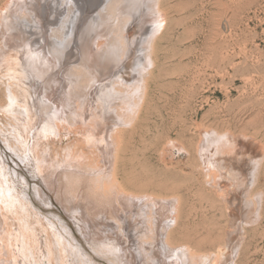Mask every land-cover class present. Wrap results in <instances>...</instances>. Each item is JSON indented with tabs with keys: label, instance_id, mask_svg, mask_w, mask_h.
<instances>
[{
	"label": "rangeland",
	"instance_id": "1",
	"mask_svg": "<svg viewBox=\"0 0 264 264\" xmlns=\"http://www.w3.org/2000/svg\"><path fill=\"white\" fill-rule=\"evenodd\" d=\"M33 1L34 4L30 5L29 2L28 4L31 9L34 6L35 8L37 7L36 10L35 8L33 9L34 11L31 10V14L35 13V15L32 14L31 16L33 17V24L36 23L37 25L39 22V30L35 25V28L32 29H37L38 33L35 34L33 32L31 36H28L27 40L26 37H24V41L26 40L25 42L34 43L31 44L32 46L34 45L33 49L39 50L42 45L37 44L44 40L45 37L51 40L49 36L47 37L42 34L43 28L47 31L46 33H52L49 28L54 29L59 27L63 21H68V18L71 20V17H68L70 13V16H74L75 21H77L75 25L78 28L74 26L72 29L74 31L72 33L74 38L70 40V45L65 49V55L63 54L64 58L58 60L56 64L54 63V58H51L52 63H50V66L53 65L47 73L48 78L55 77V79L52 80V84H49L51 91L50 95L56 97L61 96L59 94L62 93L65 96L62 89L63 84H59L61 83L60 74L64 72V70H61L65 68V65H70V63L66 64L70 56L73 59L75 54L79 53V49L76 48L75 43V37H77L76 34L78 31L82 34L84 42L86 41L88 43L93 40L92 35H90V29H87L89 26H92V24H90L93 19L92 17H95L98 12H103V6L101 9L95 10L98 7L97 5L100 4L99 1L102 0ZM33 1L30 3H33ZM4 2L5 0H0V7ZM168 3L171 22L160 40L157 50L158 54L156 53L158 55L156 66L152 69L153 73L151 71L150 76H148L147 82L149 83L143 108L131 124L121 126L124 128V131L121 134L122 144L120 143V145L122 148L120 150L121 154L118 162V175L128 188L135 191H146L153 188L164 194H173L175 191V194H180L182 197L180 206L181 218L173 234L175 240H184L191 243L199 250L198 252H202V254H208V252L214 253L219 245L224 244L227 238V232L234 225L232 224L233 218L239 213L235 206L236 204L238 205L239 202L238 199H233V186L227 187L224 183L216 186L215 182H212L208 178L206 179L199 167V161L196 159L195 147L198 144L200 133L203 129L212 128L222 134L228 133L227 135H231V137L234 138V142H232L233 139L230 137L231 142L228 148H232L234 152H236L237 158L240 157L239 159L242 158L245 160L252 157L255 162H259L257 165V168H259L256 170V172H258L256 173V183L252 187L250 196L252 197L255 195L256 205L258 206V204H260L259 215L254 222L247 224L242 222L240 227L241 230L234 233L233 236H235L234 238L237 240V250H234L233 253L231 252L232 255L235 253L232 260L235 259V264H264V0H168ZM24 5L26 6V3H24ZM29 5L26 7L28 8ZM20 6L22 7L23 5ZM150 13L152 15L154 14L149 7V13L147 14L150 16ZM23 15L24 14H22V18L18 16L20 20L17 19V24H21L24 20ZM39 15L40 20L38 19ZM139 17L142 18L141 15ZM90 18L91 21L89 20ZM140 18L137 19L141 20ZM137 19L126 26L127 30L124 34L129 37L134 36L132 37L134 43H129V45L124 48L125 59L123 63L120 64V60H122L123 57H119L118 54V59L106 69L108 72H112V78L115 79L114 82L118 83L120 81H118L119 79L116 80V77L122 80L121 76L126 71L124 76L130 78V80H128L129 82H127L129 87L119 86V88L116 86L115 90L120 89L122 91L118 92L130 98L132 97L133 103H138L139 101L138 95H140L139 88L141 84L137 81H144L145 79L144 75L142 76L140 73L138 74L136 72L139 64H142L144 60V50L141 53L142 49L141 44H139V39L142 38V36V39H144V35L151 29L150 26L152 24L151 21H148L149 23L147 22L141 28L142 30H140L136 25L139 22ZM131 20L132 18L130 21ZM133 22L136 23L134 24ZM53 23L55 24L53 25ZM47 26L49 27L48 30ZM69 26L70 25H67L68 28H66V30L69 29ZM37 30L35 32H37ZM70 30H67L68 34L71 33L72 30ZM87 32L90 34L88 35ZM115 34V32L112 33V35ZM32 35L34 37L36 35V37L32 38ZM29 37H31L30 41ZM69 37L65 36L64 38L68 40ZM110 42L111 44L109 46L113 45V38L110 39ZM25 45L26 47L24 48L30 47L27 46V43H25ZM3 49L5 50V47ZM94 52L97 53V49H94ZM126 53L130 55L126 56ZM139 55H141V57ZM127 57L129 59H127ZM77 64L78 63H76V65ZM76 65L72 64L69 68L75 70L77 69L75 68ZM124 66L126 69H123ZM106 70L104 71L107 72ZM73 76L75 79H78V75L74 74ZM100 77L102 76H99L100 80H104V77ZM112 78L110 77V79ZM99 79L98 81H100ZM105 80L108 81L109 79ZM98 81L95 79L91 81L93 86L90 85V90L87 87L88 91L84 88L85 92L88 93L87 95L97 86L100 87L101 83ZM55 82L57 83L55 84ZM58 86H61V88ZM39 87L40 85L38 88ZM52 87L56 90H54V88L52 89ZM136 87L139 88L137 89ZM42 88L43 85L40 87L41 90L38 89V91H42ZM56 91H59L57 92L59 94H57ZM82 98L83 97L78 98V100L72 103L74 104L72 105V111L82 109L79 107ZM48 101L49 100H47V102ZM51 103L52 101H49L47 105L50 107ZM65 103L67 104V102ZM75 103H77V105ZM44 109L45 108L42 107V110ZM96 112L99 111L97 110ZM61 114L59 115L60 117H62ZM64 115L65 117L69 116L68 118L73 119L75 114L74 112L72 114L71 111L65 108ZM59 122L61 123V121ZM91 126L88 127L91 129L95 127L93 125ZM89 129L88 131L85 128L83 130L77 129L70 132L64 131L46 139L49 146L52 145L50 146L52 157L55 156L54 158H58L56 154L59 155L64 149L71 145L76 144L79 148L83 146L85 149L87 146H91L86 138L88 136H84L85 133L86 135L87 133H91V129ZM34 130L35 138L43 142L45 139L40 140L43 137L39 134L38 128ZM46 140L44 142H46ZM0 143L2 148L7 150L6 154L2 153L4 159L6 158L5 160L8 161L11 166L15 167L20 172H24L29 178L28 182L30 186L28 187V185H26L25 190L27 188L30 189L29 192L34 201L32 206H34L33 209H36L35 212H37L35 216L29 215L28 212L24 211L21 206L18 205L19 201L17 200H15L17 202L11 205L9 200L3 198L1 187L4 186H2L3 184L0 182V194L2 195H0V264H80L82 261H86L83 260L85 255L84 259L91 260L93 264H115L113 254L106 252V246L109 245L110 240L117 242L120 247L119 264H124V261L126 262L125 264H158L159 262H154L153 258H160L162 264L175 263V252L170 251L168 245L164 243L166 241L164 237L165 226L168 220H171L172 214H170V218H167V216L165 218L164 216L158 224L156 222L157 220H153L155 224L152 222V224L148 223V225L145 226V224H147V222H145L146 215L143 214L145 209H135L131 214H135L134 212L136 210L139 212L141 211L142 213L140 212L141 214L139 215L140 218L135 215L133 217L131 214V217L124 215L122 217L124 223L121 229L117 230V227H115L116 225L112 223V226L115 227L113 233L109 231L108 228H106L107 232L105 230L102 231L101 228L107 226V224L102 223L100 224L101 227H97L100 228H98V230L101 231L104 237L99 236L95 234L96 230L93 231V229L88 228V224L85 223L88 220L86 219V214H84L85 218H83L84 220L82 219L81 222L72 217L74 214H72L71 211L67 212V210L63 212V210H65L63 209V205L64 208H68L67 206L69 204L66 201V189L61 183L60 176L63 171L62 169H57L54 175V179L57 182L55 181V186L51 188L50 193L47 192L46 194V187L44 185L42 186L45 199L36 198L34 196V189L36 186L41 185L38 182H42V180L40 179L36 182V178L33 177L32 174H29L30 171H28L27 168L28 163L21 161L19 156H17L15 151L11 148L8 150L6 144L1 141V139ZM22 143L21 141V144ZM231 143L232 145H230ZM17 146L19 147V145ZM21 146L27 151L28 146L25 145V142ZM19 152L21 153V151ZM97 152L98 151H96V155L101 160V155L99 153L97 154ZM13 155L16 159L13 158ZM234 160L235 159L232 161L235 162L236 160ZM13 161L18 162L19 166ZM87 164H89V161ZM64 167L65 166H63V168ZM109 167L110 165L106 170ZM111 168H113V166H111ZM111 168H109L110 170L108 169L110 171V177L113 175V170ZM65 169L78 170L77 167H65ZM223 170L225 169H222V171ZM49 172L52 174L51 171ZM99 173H101V171ZM212 185L216 186L217 189ZM225 188L226 190L224 192L223 189ZM229 190H231L232 193L224 195ZM58 194L60 197L61 194H64V196H62L65 198H61L63 201L60 200L62 202V205L59 204L60 207L56 204V201L60 199ZM159 199L161 200V198ZM227 199H229L230 202ZM138 202L140 203L141 199L139 201L136 200V203ZM117 206L120 205L118 204L116 207ZM228 206H230L231 209ZM151 207L154 208V205H151ZM171 207L167 209V211L165 209L166 215L172 212ZM87 210L88 208L85 212ZM123 213L125 214L126 212ZM44 218L52 224H56L57 227H61L59 229H61L60 231H62V234L69 242H71L72 239L71 243L73 245L78 244L84 256L82 258L79 257L77 262L74 261L75 263L69 256H62L64 253H62L61 259L58 258V251H56L55 248L52 249V245L48 247V238L55 237V235L51 232V228L45 225L47 224V220ZM138 221L140 223H138ZM79 225H84V230H82L83 228ZM62 227L68 231L72 229L75 236L70 232L71 230L66 232ZM77 228L81 229L78 230ZM86 229H88V232ZM14 235H16V238ZM96 235L99 237L97 238ZM85 236H87V238ZM17 242H19V245L21 244L19 248V245H16ZM13 243L15 244L13 245ZM152 243H156V245H152ZM234 245L235 242L231 243V247ZM139 247L149 248V250L143 249V253H146H144V257L147 255L145 258L141 257ZM49 248L55 250L53 251L55 253L52 257ZM155 252H157V255L153 254ZM152 255L156 257H152ZM169 256L170 258H168ZM53 257H56L57 260L56 258L54 260Z\"/></svg>",
	"mask_w": 264,
	"mask_h": 264
},
{
	"label": "bare ground",
	"instance_id": "2",
	"mask_svg": "<svg viewBox=\"0 0 264 264\" xmlns=\"http://www.w3.org/2000/svg\"><path fill=\"white\" fill-rule=\"evenodd\" d=\"M29 1L30 0L28 1L5 0L4 4L0 7V139L6 144L8 150L9 148H11L13 151H15V154L19 156L21 161L28 163L27 168L28 171H30L29 174H32L33 177L36 178V182H38V180L40 179L42 180V182L40 181L38 182L41 185L38 184L39 186H36V188L34 189V196L39 199H45L43 196L42 186L44 185L46 187V192H45L46 194L47 192L50 193L51 188L55 186L56 180L54 179V175L57 172V169L59 170L62 169L63 171L60 176L61 183L66 189L65 190L66 199H67L66 201L69 204L67 206L68 208H64L63 205V209H65V210L62 209L63 212L64 211L66 212L67 210H68L67 212L71 211L72 214H74L72 217H74L77 220H80L81 222L82 219L85 218L84 214H86L87 215L86 219L88 220L87 221L85 220L86 222L85 221L84 222L88 224L89 226L88 228L93 229V231L96 230L95 234L99 236H103L101 231L98 230V228L101 227L100 224L102 223L107 224L105 228H101L102 231L104 230L106 231V228H108L109 231L113 233L114 232L113 229H115V227H117V230L121 229L122 228L121 226H123L122 224L124 223L122 217L124 215H126L127 217H131L130 214L135 209H139V208L145 209L143 213L146 215L145 222H147V224H145V226L148 225V223L152 224L153 220L154 221L157 220L156 222L158 224L159 221L164 216L165 218L166 216L167 218H170L169 216L170 214H172L171 220L170 221L168 220V222L166 223L165 232H164L165 234L164 233L163 234L165 240L167 241V242L165 241L164 243L168 245V249L170 251L175 252L176 258L174 261L175 263L173 264H235L234 262L235 259L232 260L235 253L233 255L232 253L234 250H237V244H236L237 240H235L234 238L235 236L233 235L235 232H239V230H241L240 227L242 225V222L246 224L254 222L257 220L259 215L258 212H259L260 204H258V206L256 205L255 195L250 197L252 187L256 183V178H257L256 173H258L256 172V170H258L259 168V167L257 168L259 162L257 161L255 162L254 158L252 157H249L245 160H243L242 158L239 159L240 157L237 158L236 152H234L232 148H228L229 143L231 142L230 141L231 138L233 139L232 142H234V138L231 137V135L230 136L227 135L228 133L222 134L221 132L212 128L203 129V131H201L200 133V139L198 138L199 140L196 146L197 148L195 147L196 159L199 161V167L201 171L204 173L206 179L208 178L212 182H215L216 186L217 185L219 186L221 183H224V185H226L227 187L233 186V191H234L233 199H238L239 202L238 205L237 204L236 206L234 205L237 209V212H239L238 215H236L235 217L233 216L234 218L232 224L234 225L227 232V238L225 239L224 244L219 245L217 249L214 251V253L208 252V254H202V252H198L199 250L196 249L191 243L186 242L184 240H175V236L173 234L174 231H176L175 227L181 218L180 206H181L182 197L180 196V194L178 193L175 194L176 191L174 193L172 192L173 194H164L158 192L153 188L148 189L146 191H135L131 188H128L125 182L118 175V162L121 154L120 150L122 148V146L120 145L122 138L121 134L124 131V128H122L121 126L125 124L126 125L131 124L138 116L137 114L141 112L143 108L145 94L149 83L147 82L148 76H150L152 69L156 66V61L158 58L157 50L160 44V40L165 30H167L168 25H170L169 23L171 22L170 21L171 16H169L170 13L168 8L169 7L168 0L99 1L100 4L97 5L98 7L95 10H99L103 6L104 7L103 12L102 13L98 12V14H96L95 17H92L93 19L92 22L90 23L92 24V26H89V28L87 29V30L90 29L91 34L88 32L87 33L88 35L89 34L92 35L93 40L89 41L88 43L86 41L84 42L82 39L83 38L82 34L79 31L76 34L77 37H75V41H76L75 43H76V48L79 49V53L75 54L73 59L70 56V59L66 61V64L70 63V65L69 66L65 65V68L61 70V71L64 70V72L60 74L61 76L59 75L61 77V83L59 84H63L62 89H63V93H65V96L62 93L60 94L57 93L59 91H56L57 94L61 95L56 97H52L53 95L52 96L50 95L51 91L49 87V84H52V80L55 79V77L54 78L47 77V73L50 70L51 66L53 65L52 64L50 66V63H52L51 58H54L53 60L55 64L58 63V60L64 58L63 54L65 53V49L67 48V46L70 45L71 43L70 40L74 38L72 34L74 31L72 29L74 26H76L75 22L77 21H75L74 16H70L71 13L70 14L67 13L69 14L68 17H71V20L70 18H68L69 19L68 21L66 20L63 21L62 19L63 22L61 23V25L54 29L49 28L47 26V30L48 28L49 30L51 29L52 33L49 34L46 33L47 31L43 28L42 29L43 33L42 32L41 33L44 36L45 35L47 37L49 36L51 40L45 37L44 39L45 41L42 40L37 44V45H42L41 46L42 48L40 47L39 50L33 49L34 45L32 46L31 44L34 43L25 42V41L27 40L28 36H31V34H33V32L35 34L38 33L39 22L37 23V25L36 23L33 24L32 22L33 17L31 15L32 14L35 15V13L31 14V10L34 11L33 9L35 8V6L34 7L32 6L33 8L31 9L30 5L34 4V1L32 0L33 3H30L32 1L30 2ZM28 2L30 5L28 4ZM35 2H37V0ZM24 3H26V6L29 5V7L27 8L24 5ZM20 5H23L22 7L23 8L25 7L27 9L24 8L25 9L24 10ZM149 7L154 12L153 15L150 13L152 17L151 15L149 16V14H147L149 13ZM22 14H24L23 16L25 18L23 17L24 20L22 19L23 21L21 22V24L20 23L17 24L18 23L17 19H19L20 16H21L20 18H22ZM140 15L142 18L139 17ZM131 18L132 20L130 21ZM137 18L138 19L140 18L141 20H138ZM38 19L40 20V15ZM135 19L139 21L136 25L140 30H142L141 28L148 21H151L152 23L150 26L151 29L147 31V33L144 35V39H142L143 36L142 38L139 39L140 40L139 44H141V49H142V51L140 50L141 53L144 50V56H143L144 60L142 64L139 62L140 64L136 69V72L138 74L140 73V75L142 76L144 75L145 79L144 81L143 80L137 81L139 84H141L140 88L136 87L137 89L139 88L141 95V96L138 95L139 96L138 103H133L132 97L130 98L118 92L122 90L120 89L115 90L116 86L117 87L128 86L127 82H129L128 80H130V78L124 76L126 71L124 70L125 72L121 76L122 80H120L119 77H116V80L119 79L118 81H120L118 83V82H114L115 79L112 78L113 75L112 72H108V70H106L108 69V66H111L114 63V61L118 59L117 58L118 54L119 57L120 56L123 57L122 60H120L119 58L120 64L123 63V60L125 59L124 48L127 45H129V43H134V40L132 38L134 36L129 37L124 33L127 30L126 26H128V24H131L132 21H134ZM89 20L91 21V18ZM133 23L135 24L136 22ZM54 24L55 23H53V25ZM35 25L38 28V30L36 29L37 32H35L36 31L35 29H32L35 28ZM67 25H70L69 29L67 30L68 31L70 29L72 30V31L70 30L71 33L69 34L67 33L66 30V28H68ZM150 27H146V28H150ZM113 32H115L116 34L112 35ZM63 35L64 37L65 36L66 37L70 36V37L67 40V38L65 39L63 37ZM24 37H26L25 41H24ZM33 37L34 36L32 35V38ZM30 38L31 37H29V41ZM112 38H113V42H112L113 45L109 46L111 44L110 39ZM79 39L81 42L79 41ZM25 43H27V46L30 47L24 48L26 47ZM2 47L3 48L5 47V50ZM94 49H97L98 52L95 53ZM127 55L130 54L126 53V56ZM139 56L141 57V55ZM127 59L129 58L127 57ZM76 63L78 64L76 65ZM72 64H75L76 65L75 68L77 69L71 70L69 67ZM124 68L125 66L123 67V69ZM104 70H106L107 72H105ZM74 74L78 75V79L77 78L75 79V77L73 76ZM100 75L104 77V80L101 79L102 82L99 79ZM110 77L112 79H110ZM93 79H95L96 81H98V79L100 80L98 81L101 83V84L99 83L100 87L97 86L94 89L92 88L93 90L90 91L89 95H87L88 93L85 92L84 88L87 87L90 90L91 89L90 85L93 84L91 83V81ZM105 79H109L110 81L109 80L106 81ZM57 82H55V84ZM39 85L40 87H42L43 85L42 91H38V89H40V87L38 88ZM61 86L58 87L61 88ZM53 88L54 87H52V89ZM87 88L86 90L88 91ZM54 90L56 89L54 88ZM81 97L83 98L79 103V107L82 109L72 111L73 110L72 105H74L72 103H74L76 100H78V98ZM47 100L52 101L50 107L47 105V103L49 102V101L47 102ZM65 102H67V104ZM75 104L77 105V103ZM42 107L45 109L42 110ZM65 108L71 111L72 114L74 112L75 115L73 119L68 118L69 116L65 117L64 115ZM97 110L99 112H96ZM60 114L62 115V117L59 116ZM59 121H61V123ZM91 125L95 127L91 129L92 128ZM88 126H91V128ZM35 128H38L39 134L42 135L43 137L40 140L49 139L50 137L56 136L64 131L70 132L72 130H77V129L83 130L84 128L88 131V129L90 128L91 133H87V135L85 133L84 136H88L86 138L91 144V146L89 147L87 146V148L85 149L83 146L79 148V146L76 144L71 145L68 148L64 149L63 152L61 151L62 153L59 152L60 153L59 155L56 154V157L58 158H54L55 156L53 155L54 157H52L50 150V146L52 145L49 146L47 140L46 142H44L45 140L41 142L35 138V130H34ZM21 141L23 143L25 142V145L28 146L27 151H25L21 146L23 144V143L21 144ZM17 145H19V147ZM230 145H232V143ZM6 151L7 150L3 149L0 143V182L3 184L2 186H4V187L1 186L0 187L3 198L9 200V202H11L10 203L11 205L12 203L19 201L18 205L21 206V208L24 211L28 212L29 215L31 214L35 216L37 215V212H35L36 209L34 210L33 209L34 206H32L34 201L30 195L29 192L30 189L27 188L25 190L26 185H28V187L30 186L28 182L29 178L26 176L24 172L22 171L20 172L18 169L11 166L9 162L5 160L6 158L4 159L2 153L6 154L7 153ZM19 151H21V153ZM96 151H98L97 154L99 153L101 155V156L99 155L101 160L96 155ZM13 158L16 159L14 155ZM233 159H235L236 161L234 160L235 162H233L232 161ZM88 161L89 164H87ZM16 163L19 166V163L18 162ZM109 165H110L109 168L113 166V168H111L113 170V172L111 170V172L113 173L112 177L109 176L110 169L108 168L109 170L108 169L106 170V168ZM63 166L71 167V168L77 167L78 170L77 171H75L74 169L68 170L65 169V167L63 168ZM222 169L225 170L222 171ZM99 170L103 174L99 173L100 172ZM49 171H51L52 174H50ZM21 185L23 188L21 187ZM212 186L216 187L214 185ZM223 190L225 192L226 188ZM229 193H232L231 190L226 192L224 195H228ZM62 195L64 196V194H61L60 197L58 194L60 199L56 201L57 202L56 204L59 207L60 205H62L61 202L63 201L61 199L63 197ZM159 198H161V200ZM140 199L141 202L140 203L138 202L139 204L136 203V200L139 201ZM227 200L230 202L229 199ZM118 204L120 206L116 207V205ZM151 205H154V208H152ZM170 207L172 208V212L171 213L169 212L166 215L165 212ZM87 208L90 211L87 210L85 212ZM123 212L126 213L124 214ZM140 212L136 210L134 212L135 214H131V215H133V217L135 215L138 218H140L139 215L142 213ZM46 222L47 224L45 225H48L51 228V232H53L55 235V237L48 238L49 240L48 247L52 245V249L55 248V250L58 251V258L61 259V255L62 253H64L62 256L64 255H66V257L69 256V258L72 259L73 262L74 261L77 262L79 257L82 258L84 256L83 255L84 253H82L83 251H81L80 247H78L77 243L79 241L75 243L77 245H73L71 243L72 239L71 242H69L67 238L62 234V231H60L61 229L59 228L61 227H57L56 224L54 225L48 220ZM112 223H114L113 225L116 226L115 227L112 226ZM138 223L140 222L138 221ZM79 226L81 228L84 227V225L83 226L79 225ZM62 228L66 232H69L71 230L70 232L75 236V233L73 232L72 229L68 231L64 227ZM82 230H84V228ZM86 230L88 232V229ZM14 237L16 238V235H14ZM85 237L87 238V236ZM233 242H235V245L231 247V243ZM17 243L16 245H19V242ZM14 244L15 243H13V245ZM153 244L156 245V243H152V245ZM20 245L18 246V248L20 247ZM49 249L52 257L55 253L53 251L55 250H51V248ZM106 249H107L106 252L113 254L115 259V264H119L118 258L120 257L119 254L120 247L118 243L115 242L114 240H110V243L108 246H106ZM143 249L149 250V248L139 247L141 257L145 258L147 255L144 257L146 253L145 252H144L145 254L143 253ZM157 252H155L156 254L155 253L153 254L157 255ZM84 257L83 260L86 261H82L80 264H93L91 260L84 259ZM152 257H156V256L152 255ZM168 258H170V256ZM153 260L154 262L156 261V263L158 261L159 262L158 264H162L160 258H155V259L153 258ZM123 263L125 264L126 262L124 261Z\"/></svg>",
	"mask_w": 264,
	"mask_h": 264
}]
</instances>
